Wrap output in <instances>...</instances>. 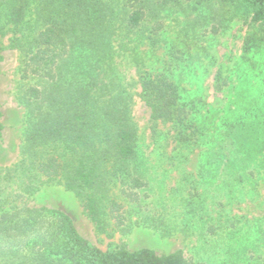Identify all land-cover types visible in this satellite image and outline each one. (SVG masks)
Here are the masks:
<instances>
[{"label":"rangeland","instance_id":"rangeland-1","mask_svg":"<svg viewBox=\"0 0 264 264\" xmlns=\"http://www.w3.org/2000/svg\"><path fill=\"white\" fill-rule=\"evenodd\" d=\"M101 1L114 8L123 30L129 0ZM140 5L146 15L138 32L124 40L129 52L120 53L121 70L133 85L137 70L124 57L135 50L151 73L166 74L180 86L190 105L188 142L181 143V128L151 120L134 84L133 119L149 188L146 199L127 207L126 224L107 219L98 228L76 195L59 184L37 183L25 201L66 213L81 236L105 253L148 248L159 255L181 251L189 264H264V26L228 0ZM34 18L28 15L27 27H34ZM3 29L0 168H9L21 158L26 108L20 99L28 82L21 75L25 56L11 47L10 27ZM239 117L236 128L224 125ZM17 189L5 190L0 199Z\"/></svg>","mask_w":264,"mask_h":264},{"label":"trees","instance_id":"trees-1","mask_svg":"<svg viewBox=\"0 0 264 264\" xmlns=\"http://www.w3.org/2000/svg\"><path fill=\"white\" fill-rule=\"evenodd\" d=\"M228 1L264 26V0ZM129 3L121 30L114 8L101 0H0V32L10 27L15 35L11 47L25 56L21 75L28 82L20 99L26 108L21 158L0 168V194L18 187L0 199V264H189L181 251L159 255L122 247L105 253L81 236L66 213L25 201L37 183L59 184L76 195L98 228L107 219L126 224L127 207L146 199L149 188L133 119L134 84L151 120L181 128L180 141L188 142L190 105L178 84L151 73L135 50L124 59L137 80L126 83L120 53L129 52L124 40L146 15L140 0ZM28 15H34V27L26 26ZM22 32L27 34L20 39ZM2 117L0 106V140ZM240 119L224 125L234 129Z\"/></svg>","mask_w":264,"mask_h":264}]
</instances>
